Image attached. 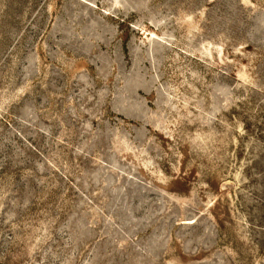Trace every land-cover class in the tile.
<instances>
[{"label":"rangeland","instance_id":"obj_1","mask_svg":"<svg viewBox=\"0 0 264 264\" xmlns=\"http://www.w3.org/2000/svg\"><path fill=\"white\" fill-rule=\"evenodd\" d=\"M0 264H264V0H0Z\"/></svg>","mask_w":264,"mask_h":264}]
</instances>
